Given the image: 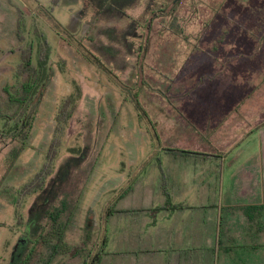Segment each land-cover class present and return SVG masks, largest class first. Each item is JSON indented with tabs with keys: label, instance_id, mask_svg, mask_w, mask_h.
Returning <instances> with one entry per match:
<instances>
[{
	"label": "rangeland",
	"instance_id": "obj_1",
	"mask_svg": "<svg viewBox=\"0 0 264 264\" xmlns=\"http://www.w3.org/2000/svg\"><path fill=\"white\" fill-rule=\"evenodd\" d=\"M54 1L0 0L5 110L7 91L26 78L17 74L22 50L33 46L35 66L44 43L48 51L28 126L0 115V264H81L88 250L96 264L136 258L165 264L180 250L194 264H264L235 254L263 253L264 246L225 241L209 247L195 238L184 245V223L154 228L155 216L147 214L177 189L179 174L182 186L196 189L205 178L200 169L209 167L194 153L184 157L169 148L201 154L224 152L208 145H242L226 151V191L233 187L228 178L237 153L247 165L251 145H264V0ZM56 137L62 142L44 189L22 193L48 163ZM139 191L153 205L134 213L130 197ZM57 207L65 208L64 241L74 247L72 257L52 254L44 244L42 236L51 237L53 229L48 211ZM205 217L208 238L211 215ZM161 223L171 228L162 240Z\"/></svg>",
	"mask_w": 264,
	"mask_h": 264
},
{
	"label": "crops",
	"instance_id": "obj_2",
	"mask_svg": "<svg viewBox=\"0 0 264 264\" xmlns=\"http://www.w3.org/2000/svg\"><path fill=\"white\" fill-rule=\"evenodd\" d=\"M208 146L213 149L224 150V152L217 153L207 151L199 154V152L192 150L194 154L191 156L196 154L197 157L204 159V164H206V166H209L206 169H204V167L200 169V172L204 174L201 175V178L205 177L201 185L196 189H194V187L189 189L188 186H182L180 183L181 174H179L175 178L176 182H174V184L178 186L177 189L172 192H165L166 194L162 197L161 208H159L158 211L152 208L151 211H148L150 212L147 213L148 215L151 214L152 216H155V218H152L151 224L156 228L159 222H166L170 225L172 222H175L173 225L184 223L185 225L183 229L186 231L184 241L182 242L184 245H188L189 242H187V239L190 241L195 238L199 244L209 247L217 245L219 247L226 244L225 241H227L228 243H235L234 245H231V247L259 246L260 248H263L264 145L261 147H258L260 145H251L252 150L247 157H245L247 158V162L249 161L247 165L242 164L241 161L243 158L240 156V153H237L235 168L229 171V176L231 177L228 178L231 179L233 187L226 191L223 187L227 171L224 163L225 157L230 149L241 150L242 145H232V147H230V145ZM227 150L228 152L226 153ZM221 160L222 163L219 165L218 162ZM178 165L182 166V163H179ZM191 170L193 173L190 175L193 176L194 170L192 167ZM213 176H215V178H213ZM189 179L191 178L189 177ZM155 194L156 193H152L150 196L154 198ZM148 196L149 195H145L140 191L138 194L135 193L133 196H129L134 204H137V206L134 207V209H137L134 213H140V209L141 211H146L147 208L143 205H153ZM173 198L175 199L174 201H172ZM177 215L181 217L177 218ZM208 215H211L209 228L210 236L204 238L203 230L206 227L207 222L205 216ZM162 223L160 234L158 233L160 237L163 236L160 238L161 240L164 236L166 237L168 235L167 232L170 228ZM225 223L226 236L224 237L222 229ZM162 229H166L164 235ZM183 229L181 231H183ZM124 238H129V233L124 234ZM137 238H141V236H138ZM242 240H244L245 243H241L240 241ZM206 241H208V243H206ZM235 254L239 255L237 258L241 262H264V252L255 253L249 250H242ZM213 260L212 256L210 261L212 262ZM159 261L161 262V260ZM222 261L223 263L228 262L227 258H224ZM139 262V258H136L129 263L139 264ZM157 262V259L153 258L152 260H149V263L147 264H157ZM194 263L195 261L193 257H190L189 253L184 250L177 251L174 255L171 254L169 258L165 260V264Z\"/></svg>",
	"mask_w": 264,
	"mask_h": 264
},
{
	"label": "trees",
	"instance_id": "obj_3",
	"mask_svg": "<svg viewBox=\"0 0 264 264\" xmlns=\"http://www.w3.org/2000/svg\"><path fill=\"white\" fill-rule=\"evenodd\" d=\"M55 0L54 2H57ZM22 61L19 63L17 67V74L18 76H26L25 80L19 84L17 88L14 90L7 91V106L8 109L5 110L0 104V115L4 116L8 120L12 121L16 127H27L29 124V107L30 103L33 100L34 95L36 94V88L40 84L39 82L43 79L44 67L46 66V58L48 55L47 45L44 43L39 49L38 54V65H34V48L33 46H28L26 49L22 50ZM72 99H67L60 110L58 115V122H62V118L64 113L67 111V106ZM74 109H72L73 111ZM59 127L56 130V134L59 132ZM0 135H3L2 131L0 130ZM55 142L49 147L47 160L46 163L41 170L36 172L31 180L26 183L21 192L28 195L30 193H35L39 191V189H44V183L48 175L53 170L52 163L57 155L58 149L61 146L62 139L56 137ZM167 151L171 152L174 155L180 156H189L192 151L182 150V149H172L169 148ZM63 207H67V204L64 202ZM64 209L57 207V209H49L48 217L50 218L49 222L52 225V236L49 237L47 234H44V244L52 251V254L59 252L60 254L69 252L71 254H76L74 247L66 244L64 241L65 235V225L66 221L62 219V214L65 212ZM55 234H58L57 239L54 238ZM60 240V244L57 242L53 244V241ZM58 247V248H57ZM57 248V249H56ZM85 251V249H82ZM85 253V252H84ZM100 254V253H99ZM97 254V255H99ZM85 259H83L81 264H96L97 261H90L88 257L91 255L90 250L86 252ZM72 257V255H71ZM51 259V257H49ZM48 262V261H47Z\"/></svg>",
	"mask_w": 264,
	"mask_h": 264
}]
</instances>
